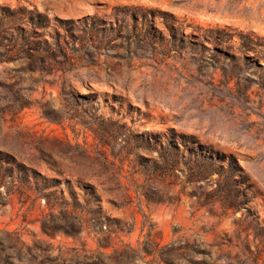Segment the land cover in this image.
<instances>
[{"label": "rangeland", "instance_id": "obj_1", "mask_svg": "<svg viewBox=\"0 0 264 264\" xmlns=\"http://www.w3.org/2000/svg\"><path fill=\"white\" fill-rule=\"evenodd\" d=\"M0 264H264V0H0Z\"/></svg>", "mask_w": 264, "mask_h": 264}, {"label": "trees", "instance_id": "obj_2", "mask_svg": "<svg viewBox=\"0 0 264 264\" xmlns=\"http://www.w3.org/2000/svg\"><path fill=\"white\" fill-rule=\"evenodd\" d=\"M89 49V48H88ZM87 50V49H86ZM87 52V51H86ZM88 55H89V53H88Z\"/></svg>", "mask_w": 264, "mask_h": 264}]
</instances>
